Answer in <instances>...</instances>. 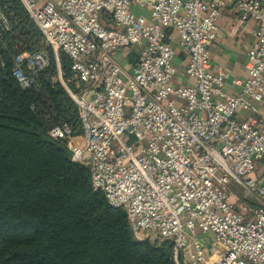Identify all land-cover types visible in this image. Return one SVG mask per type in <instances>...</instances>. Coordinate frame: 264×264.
<instances>
[{"label":"built area","instance_id":"1","mask_svg":"<svg viewBox=\"0 0 264 264\" xmlns=\"http://www.w3.org/2000/svg\"><path fill=\"white\" fill-rule=\"evenodd\" d=\"M21 2L56 57L73 61L74 87L64 84L82 133L64 125L50 135L126 212L135 239L169 242L176 264H264V0ZM228 7L257 25L235 93L210 54ZM45 64L43 53L20 54L13 75L26 88L23 66L36 75ZM234 185L258 205L240 208Z\"/></svg>","mask_w":264,"mask_h":264},{"label":"trees","instance_id":"2","mask_svg":"<svg viewBox=\"0 0 264 264\" xmlns=\"http://www.w3.org/2000/svg\"><path fill=\"white\" fill-rule=\"evenodd\" d=\"M0 10L9 22L0 29V264H176L169 242L135 239L126 212L92 188L67 140L51 137L55 126L82 133L64 84L74 87L72 59L56 57L21 0H0ZM38 52L46 64L36 75L23 66L32 78L23 88L14 59Z\"/></svg>","mask_w":264,"mask_h":264},{"label":"crops","instance_id":"3","mask_svg":"<svg viewBox=\"0 0 264 264\" xmlns=\"http://www.w3.org/2000/svg\"><path fill=\"white\" fill-rule=\"evenodd\" d=\"M256 33V23L251 20L242 22L233 8L228 7L221 12L216 38L210 44V54L214 68L222 67L229 73L226 81L228 93H235L238 90L235 81L247 75L245 70L247 51L256 40ZM174 45L178 50L176 63L179 75H182L186 56L176 42ZM197 239L202 240L199 232Z\"/></svg>","mask_w":264,"mask_h":264},{"label":"rangeland","instance_id":"4","mask_svg":"<svg viewBox=\"0 0 264 264\" xmlns=\"http://www.w3.org/2000/svg\"><path fill=\"white\" fill-rule=\"evenodd\" d=\"M141 12H145V11H148L147 8H144V9H140ZM232 189H233V195H232V198H235V197H238L239 198V203H240V208L244 209V210H249L250 207L252 206H256L258 205L257 202L251 200V199H248L244 196L243 194V190L241 188H238L236 187L235 185L232 186ZM202 243V240L200 241Z\"/></svg>","mask_w":264,"mask_h":264}]
</instances>
